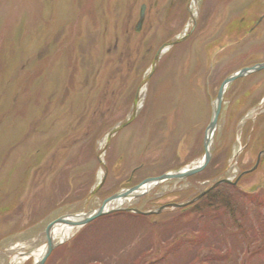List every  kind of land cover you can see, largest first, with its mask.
<instances>
[{"label":"rangeland","instance_id":"374dc122","mask_svg":"<svg viewBox=\"0 0 264 264\" xmlns=\"http://www.w3.org/2000/svg\"><path fill=\"white\" fill-rule=\"evenodd\" d=\"M249 1L236 0L234 14ZM153 2L161 9L159 17H155ZM178 2L0 0V89L8 81L6 92L10 93L7 97L0 92V264H33L46 244V226L62 215L91 212L107 197L108 189L120 186L116 188L118 191L146 177L157 176L173 162L200 159L203 131L216 92L213 78L207 84V94L199 82L205 57L203 43H195V38L190 43L176 42L166 55L162 54L160 61H164L160 62L159 73H156L159 61L153 66L147 60L148 54L153 57L167 31L179 30L176 37L183 34V19L165 25L166 12L175 3L178 6L186 0ZM144 3L147 5L144 21L135 28L138 10ZM195 4V0L189 1L193 20L202 19L216 8V0H197V9ZM206 19L201 26L203 32L209 30V23L214 24ZM188 26H192V21ZM194 48L198 50L199 67L190 61L189 53ZM207 50L214 61L215 45ZM229 54V48L217 53L221 57ZM139 61L147 63L140 68L139 76L132 77L140 67ZM134 62L137 64L132 65ZM188 72L190 78L186 76ZM110 77L121 80L128 90L131 86L130 91H136L134 99L130 101L127 97V102H122L123 97L117 98L119 92L112 96L110 85L107 92L104 89L100 93L97 88L101 81ZM90 88V93L99 95L90 94ZM79 90L84 91L89 102L81 103L87 99L84 94L76 100ZM57 105L63 109L60 111ZM262 106L264 103L234 119L230 128L224 122L231 111L223 110L213 147L221 144V153L213 155L214 163H210L208 173L221 167V176L234 179L240 171L252 167L251 149L256 147V137H264ZM245 121H250L248 128L243 125ZM104 122V133L99 134L94 152L89 153V135ZM58 133L61 139H57ZM73 135L81 137L80 141H70ZM245 144L249 151L244 154ZM174 151L177 157L167 159L165 153ZM41 156L48 157L47 165L58 168L46 183L40 175L27 170ZM32 175L35 176L31 178ZM212 181L166 180L151 187L146 197L139 195L127 203L152 210L156 208L157 197L171 196L170 192L175 193L176 202H183L187 200L186 189L192 188L193 194ZM102 183L107 190L94 193L91 187ZM248 188L264 190V167L240 183L239 189ZM253 201L245 206L251 214L256 208ZM170 212H173L170 208L162 210L155 224L147 217L105 215L78 228L72 226L71 234L55 246L45 264H201L200 259L194 260L196 250L187 245V239L203 238L205 244L217 241L225 244L224 235L217 234L219 220H215L214 213L183 215L178 219ZM182 240L187 241L186 246L174 251L173 246ZM196 252L199 257L216 255L213 249ZM229 258L233 260L232 252Z\"/></svg>","mask_w":264,"mask_h":264},{"label":"trees","instance_id":"16d2710c","mask_svg":"<svg viewBox=\"0 0 264 264\" xmlns=\"http://www.w3.org/2000/svg\"><path fill=\"white\" fill-rule=\"evenodd\" d=\"M101 129L102 126H98L94 128L92 134L89 135V153L94 152L93 146L99 137ZM218 147H220V145ZM47 158L48 157L41 156V160L39 161L40 158L36 157V161H39V167L33 170L35 171L39 169L37 173L44 178L45 183L49 179L51 180L58 169L53 165H47ZM91 158L92 156L89 157V160ZM172 164L170 167L175 168L180 166L181 163L175 162ZM90 167L91 166L89 165V178L92 174V170L90 172ZM211 167L212 166H208L199 176L207 177L214 175V171L208 173V170ZM92 176L89 179V184L93 182ZM81 179L86 181L82 177ZM252 201L256 208H253L254 213L251 214V212L249 213L248 210H246L247 208L245 206L246 203L249 204ZM205 212L214 213L213 216L215 217V220H219L217 224V234L224 235L223 240L226 244V248L223 249L222 247L225 244L222 246V243L219 241L205 244V240L199 238L198 241L188 240L187 242L182 240L178 242L173 246L174 251H178L180 247L184 245L186 246L185 243L187 242V245L196 251H201L202 249H213L216 251L214 258L213 256L209 258L208 255L206 257L201 255V257H199V254L195 251L193 253L194 260L199 261L200 259L201 264H264V190L244 191L223 184L219 188L202 197L187 213L201 214ZM201 215L204 216L205 214ZM202 236L205 237V232H203ZM231 252L234 254L233 260L229 258Z\"/></svg>","mask_w":264,"mask_h":264},{"label":"flooded vegetation","instance_id":"af4514ba","mask_svg":"<svg viewBox=\"0 0 264 264\" xmlns=\"http://www.w3.org/2000/svg\"><path fill=\"white\" fill-rule=\"evenodd\" d=\"M169 3L172 4V1ZM152 7H154L155 17H159L161 9L159 6L157 9V2H153ZM229 17H231L229 25H223V20L220 18L216 20L217 27L214 30L215 63L211 65V67L214 66L212 71L206 74V77L213 78L218 85L229 73L264 62V0H254L247 9L240 11L239 15L232 16L230 14ZM149 25H153V22L149 21ZM183 25H185V21ZM207 39L208 36L204 35L203 41L206 42ZM228 48L230 49L228 56L217 55L218 52ZM227 63L230 64V67L226 66ZM136 64L134 62L132 65ZM226 69L228 70L226 71ZM118 87V90H112V95L116 92L120 93V85ZM120 96L123 95L118 97ZM225 98L224 108L229 109L233 115H236V118L238 115H246L258 104H263L264 68L236 78L225 91ZM86 101L89 102L88 96ZM109 107L110 105L107 108ZM248 124L249 121H245L243 125L247 127ZM254 145L256 147L251 151L255 153V161L258 159V166H264V143L261 139H256ZM247 146L245 144L244 147Z\"/></svg>","mask_w":264,"mask_h":264},{"label":"water","instance_id":"95a60500","mask_svg":"<svg viewBox=\"0 0 264 264\" xmlns=\"http://www.w3.org/2000/svg\"><path fill=\"white\" fill-rule=\"evenodd\" d=\"M262 67H264V63L255 65L250 68L243 69L242 71L238 73H234V74L227 76L221 83L218 89V92L216 94V97L213 100L211 117H210L209 123L207 124L205 128V132H204V137H203L204 154H203L202 159L197 163V165L193 167H187V168L183 167L180 169L168 170L158 176L147 177L143 181H141L139 184L131 188L123 189L107 197L106 199L103 200L102 204L99 207L92 210L91 212L73 213V214L59 216L58 218L51 221L46 226L45 232L47 236V241H46V244L44 245L41 255L38 257V259L35 261L34 264H43L46 258L48 257V255L50 254V252L52 251V249L54 248L55 245L53 243V231L56 226L58 225H69V226L84 225L99 216H102L104 214H108L114 211H119V210H129L133 212H139L137 209H134V208L127 209V208H123L119 206L109 207V204L115 199H120V198L124 199L127 197L141 195L147 192L152 186L164 180L173 179V178H177V179L185 178L191 174H194L202 170L207 165V163L209 162L211 158V144H212L215 129L217 127V120H218L219 112L221 109L223 92L225 90L226 85L230 81H232L234 78H236L237 76L244 75L248 72H251L253 70H256ZM225 181L228 182L227 179H221L217 181L216 183H214L212 187L218 185L221 182H225Z\"/></svg>","mask_w":264,"mask_h":264},{"label":"bare ground","instance_id":"6f19581e","mask_svg":"<svg viewBox=\"0 0 264 264\" xmlns=\"http://www.w3.org/2000/svg\"><path fill=\"white\" fill-rule=\"evenodd\" d=\"M122 200H116L115 205L121 203ZM73 231V228L70 227L69 225H58L55 229H54V234L57 235L56 238L59 237V239H64L67 238L68 235L71 234V232ZM40 253V252H39ZM38 255V254H37ZM12 261V260H11ZM17 261H12V263H15Z\"/></svg>","mask_w":264,"mask_h":264}]
</instances>
